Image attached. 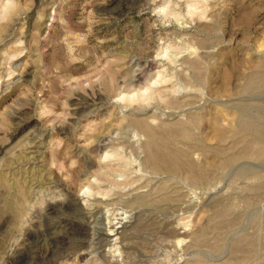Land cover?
Masks as SVG:
<instances>
[{"label": "rangeland", "instance_id": "obj_1", "mask_svg": "<svg viewBox=\"0 0 264 264\" xmlns=\"http://www.w3.org/2000/svg\"><path fill=\"white\" fill-rule=\"evenodd\" d=\"M0 264H264V0H0Z\"/></svg>", "mask_w": 264, "mask_h": 264}, {"label": "bare ground", "instance_id": "obj_2", "mask_svg": "<svg viewBox=\"0 0 264 264\" xmlns=\"http://www.w3.org/2000/svg\"><path fill=\"white\" fill-rule=\"evenodd\" d=\"M114 217V216H113Z\"/></svg>", "mask_w": 264, "mask_h": 264}]
</instances>
